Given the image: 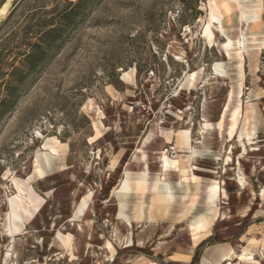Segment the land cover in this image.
I'll return each instance as SVG.
<instances>
[{
    "label": "rangeland",
    "instance_id": "374dc122",
    "mask_svg": "<svg viewBox=\"0 0 264 264\" xmlns=\"http://www.w3.org/2000/svg\"><path fill=\"white\" fill-rule=\"evenodd\" d=\"M256 1L229 0L212 44L210 0L11 2L0 17V110L15 100L0 122V264H264V0L259 29L242 17ZM53 28L61 39L48 45ZM12 66L30 74L14 98ZM246 116L255 144L244 153ZM181 130L195 158L177 143ZM52 138L60 154L48 162ZM18 188L43 205L12 241ZM201 217L211 224L197 231ZM69 234L74 250L61 241Z\"/></svg>",
    "mask_w": 264,
    "mask_h": 264
},
{
    "label": "bare ground",
    "instance_id": "6f19581e",
    "mask_svg": "<svg viewBox=\"0 0 264 264\" xmlns=\"http://www.w3.org/2000/svg\"><path fill=\"white\" fill-rule=\"evenodd\" d=\"M12 1L13 0H7V2L3 5V7L0 10V17L4 16L8 12L10 4ZM239 1H245V0H238V2ZM256 2L257 3L255 5V8L251 9L249 11V13H243V15H242L243 19H245L247 25L250 26L252 28V30L259 29L261 26V21H262L263 6L260 3V0L256 1ZM221 8H224L226 11H228L229 10V0H210V3H209L210 18H209L208 24L205 27L204 33H203L204 37L208 40V42L210 44H212L214 42V38H215V34L213 31L214 25H216L217 23L222 24L223 15H222L221 10H220ZM218 67L219 66H216L217 73H219ZM129 77H130V75L128 73H125L123 76V79L127 80V79H129ZM190 78L192 80H195L196 74L191 75ZM249 121H250V118L248 116H246L244 129H243L242 133L240 134L239 140H238V142H240V145L242 146V149H243L242 151H244V153L247 152V148H248L247 146L248 145H254L255 144L253 142L254 138H255V137H253L255 131L254 130L250 131V128L248 127ZM154 136L155 135L152 134L150 137H148V139L146 140V142L144 144V147H146L147 145L152 143ZM176 139H177V143L179 144V146H182L184 148H188L191 151V153H190L191 158H195L196 155H198V152L191 145L192 139H191V131L190 130L179 131L178 133H176ZM168 141L171 143V138H168ZM57 142H58L57 139L52 138V139H49L45 145V148L46 149L49 148L51 150V153H52L49 155V157L47 159L48 162L55 159V157L59 156V154H60V145ZM170 143H168V144H170ZM229 153H230V151H229ZM146 158H147V154L145 152H141L140 156L138 157L139 161H142V159H143V161H144V162L142 161V163L144 165L143 170L145 169V171H143L141 174H139L140 180H144L147 178L146 170H148V165H146ZM160 160H161V163H163L162 169L164 171H163L162 177H164V178L160 179V181H159V183H160L159 190H161V191L165 190L167 193V194L163 195L164 197L162 199L163 200L162 204L166 205L168 203V201L170 200V198H172V195H171L172 194V188H171L170 183H168L166 180V176L169 172V170H168L169 162H168L166 154L160 156ZM231 161H232V158L228 157L226 159V164L231 163ZM38 173L40 176H43V174H44L42 172L41 168H38ZM238 184L241 188L246 187V181L244 180L243 177L240 176ZM18 190H19L18 194L16 196H14L12 199H10V201L8 203L9 204V206H8L9 212H8V215L6 218L7 219V225L5 228L6 236L9 239H11L12 241H14L18 236H21L24 233V230L27 229L26 226L28 225L29 221L34 219L35 214H37L41 211V207L43 205L41 197L37 196L34 193L29 194V195H27V194L24 195V193H23L24 191H22L21 188H18ZM220 191H221L220 186L217 184H216V186H214L212 188L213 195H218V193H220ZM223 192L226 196V192L225 191H223ZM83 204H84V206L80 207V209H79V213H81V214L83 213V210H84L85 206L87 205V199H84ZM210 224H211V222L208 218L201 217L196 222L195 229L197 231H202V230L207 229ZM61 237H62L61 241H63L64 245L67 248H72V238H73L72 235L69 234V235H64ZM107 246H109V245H107ZM113 251H114V249H113ZM222 258L225 259L224 256ZM225 260L230 261L231 259H230V257H227Z\"/></svg>",
    "mask_w": 264,
    "mask_h": 264
},
{
    "label": "trees",
    "instance_id": "16d2710c",
    "mask_svg": "<svg viewBox=\"0 0 264 264\" xmlns=\"http://www.w3.org/2000/svg\"><path fill=\"white\" fill-rule=\"evenodd\" d=\"M82 1V0H81ZM81 7V2H79V4L78 5H71V7L67 10V13L65 14V17L67 18V19H72L73 17H74V15H76V11L79 9ZM61 32V28H53V29H51V30H49L48 32H46L45 34H44V41L45 42H48V45L49 44H53L54 43V41H56V40H59V39H61V38H59L58 37V35H59V33ZM51 35H57L56 37H57V39L56 38H54V39H52V40H48V38L51 36ZM61 37V36H60ZM47 39V40H46ZM43 41V42H44ZM27 54H22V55H20V56H26ZM32 56L31 55H27L25 58H27V60H28V64H29V59L31 58ZM30 69H31V71L35 68V67H37L38 66V64H37V62L36 61H34V60H32L31 62H30ZM12 68H13V71H12V73H11V77H12V82L14 81L16 84L15 85H17L16 86V88H14V86L13 87H11L10 89V92H11V96L14 98V94H13V92L14 91H17V88H19L21 85H23V83H24V81H25V79L30 75L29 73L28 74H26V75H24V76H22V74H21V70L19 69V68H16V67H13L12 66ZM14 104H15V100L14 101H12V100H5V101H3L2 103H1V110H0V122H1V119H2V117L7 113V112H9L11 109H12V107L14 106Z\"/></svg>",
    "mask_w": 264,
    "mask_h": 264
},
{
    "label": "crops",
    "instance_id": "0c3cea01",
    "mask_svg": "<svg viewBox=\"0 0 264 264\" xmlns=\"http://www.w3.org/2000/svg\"><path fill=\"white\" fill-rule=\"evenodd\" d=\"M198 170H194V173H195V175L197 174V173H199V172H197ZM202 171V172H201ZM206 170H204V169H200V173H203V172H205ZM128 195V194H127ZM116 206H117V212H116V214H118V212H119V204H116ZM127 209V208H126ZM119 220V219H118ZM175 258V256L173 255V256H171L170 257V259L173 261V259Z\"/></svg>",
    "mask_w": 264,
    "mask_h": 264
}]
</instances>
